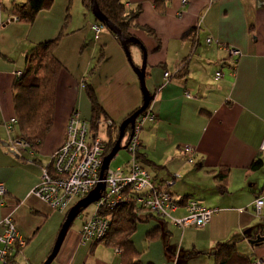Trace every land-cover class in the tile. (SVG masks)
<instances>
[{
  "label": "crops",
  "instance_id": "obj_1",
  "mask_svg": "<svg viewBox=\"0 0 264 264\" xmlns=\"http://www.w3.org/2000/svg\"><path fill=\"white\" fill-rule=\"evenodd\" d=\"M182 1L122 0L127 11L139 9L127 30L135 41L128 49L133 66L145 62V85L153 97L149 113L154 118L143 123L138 135L141 165L155 183L173 182L167 190L178 205L171 218L185 217L191 200L217 211L200 228L158 220L153 225L168 240L160 246L156 242L153 252L162 255L160 264H213L216 245L236 241L240 255L264 261V243H249L264 230V208L256 215L253 207L255 198L264 195V154L259 153L264 139V0H186L185 6ZM3 4L0 0V184L6 195L0 222L11 217L26 241L13 251L15 264H44L68 212L53 210L31 192L63 142L71 114L91 118L84 84L92 87L115 125L141 107L142 94L117 37L104 29L91 38L96 22L87 16L83 25L91 31L84 28L79 37V29L71 27L55 50L63 70L52 130L36 151L10 150L9 142L19 132L16 126L12 133L5 128L16 119V73L25 70L26 56L36 44L59 35L66 18L54 17L53 4L27 23L13 17L9 2ZM231 48L241 55L230 56ZM86 53V60H80ZM184 62L187 71L179 77ZM217 72L221 77H215ZM164 73L170 74L168 80ZM184 146L196 148L193 164L186 161ZM259 159L262 168L252 171ZM220 177L225 179L223 192L217 190ZM72 224L51 264H121L120 253L105 243L81 245L82 224L78 230Z\"/></svg>",
  "mask_w": 264,
  "mask_h": 264
},
{
  "label": "built area",
  "instance_id": "obj_2",
  "mask_svg": "<svg viewBox=\"0 0 264 264\" xmlns=\"http://www.w3.org/2000/svg\"><path fill=\"white\" fill-rule=\"evenodd\" d=\"M182 5H186V0L182 1ZM91 30L98 36L103 31V26L93 24ZM206 41L208 44L211 43L210 38ZM228 52L235 58L241 55L238 50L232 48L228 49ZM16 76L20 77L21 72H17ZM169 77V73H164L166 80ZM216 77L219 78L220 74ZM147 118L153 119V115L148 113L136 120L133 134L127 140L126 150L130 154L127 164L114 170L108 168L101 174L106 157L105 143L91 130L90 120L83 119L78 112H74L67 122L63 142L51 155L49 164L43 167L41 179L31 194L60 213L65 212L76 199L79 201L85 198L100 186L99 198L94 203L96 209L81 226V245L102 242L112 225L114 213L127 201L134 203L137 217L152 214L161 219L171 220L174 226L182 229L204 227L217 212L203 207L196 201H189L185 217L171 218L170 213L177 206L167 189L173 182L168 181L163 185L155 183L137 162L139 148L137 136ZM15 123V119L5 123L8 133L12 132ZM104 123L98 122L97 128L100 125L105 128L111 126V121ZM8 148L14 152L32 150L28 142L16 139L10 140ZM195 150L193 146L183 148L188 163H193ZM259 153L264 154V139L259 147ZM5 195L6 189L0 184V206L5 204ZM253 207L255 214L259 215L264 208V195L255 198ZM0 227V242L4 245L0 250V262L5 264L13 256V251L24 247L26 241L19 234L11 217L1 220ZM253 264L264 262L254 261Z\"/></svg>",
  "mask_w": 264,
  "mask_h": 264
},
{
  "label": "trees",
  "instance_id": "obj_3",
  "mask_svg": "<svg viewBox=\"0 0 264 264\" xmlns=\"http://www.w3.org/2000/svg\"><path fill=\"white\" fill-rule=\"evenodd\" d=\"M164 1L166 2L168 0H164ZM96 2L101 13L111 23H113L116 27L120 29V31L122 32L125 38H130L127 33V30L129 29L133 21L137 18L139 14V9L127 11L124 4L122 3V0H96ZM82 3L85 6V8H87L91 12V0H82ZM52 5H53V0H27L23 4L13 6L11 13L13 14V17L16 18L18 21L31 23L39 12L50 9ZM67 18L68 15L66 16L65 22ZM96 24H100V23L96 21ZM104 29L109 31L107 28L103 26V30ZM63 32H64V26L62 27V30L60 31L59 35L56 38L36 44L33 47V49L29 52V54L26 56L25 70L22 71L20 77L16 76L17 78L14 84L16 123L13 125V128L16 126L19 132L15 139L28 142L32 149L31 150L32 152L42 147L45 138L53 128L54 110H55V90H56L59 74L63 70L62 64L55 57V50L58 48L60 40L64 35ZM131 42L132 41L127 43L128 47L132 44ZM101 56L102 54L100 55V57ZM186 71H187L186 62H184L177 71V76L181 77L185 75ZM217 74H220L221 77L220 72H217L216 75ZM84 89L91 108V118H90V123L92 126L91 130L97 133L98 128L96 124L98 122H101L102 120H104L103 122H108L110 119H108L107 116L105 115V112L101 107V105L99 104L92 87L89 84L85 83ZM149 107L138 118L140 117L142 118L148 115ZM72 114H74V112ZM146 120H153V119L147 118L144 120V122ZM116 127L117 126H115V124L111 121V126L109 128H106L108 135V141L106 142L104 141L106 146V151H105L106 156L113 148L118 138L119 127L118 128ZM114 129H117L116 131L118 133H116V135H114ZM126 131L131 132L129 128H127ZM139 148H140V141H139ZM139 148L137 150V162L139 163L140 167L143 168L140 162L141 155L139 154ZM183 148H182V152L186 158ZM188 164H193V163H188ZM262 166H263V161L260 159L256 160L255 162L252 163L251 170L258 171L262 168ZM220 181L222 183L218 186L217 190L219 192H223L225 190V179L224 178L222 179V177H220ZM163 184L164 183H162L161 185ZM168 193L170 192L168 191ZM174 202L176 203L177 206L178 205L177 202L176 201ZM135 209L136 208H134L133 202L131 201L125 202L124 205L114 213L112 225L110 226V229L106 234L104 240L100 242V243H105L107 246L111 248L120 250L121 264H142L140 260L141 255L139 251L136 249L133 241L131 240V237L134 235L135 231L137 230V226L139 223L148 221L150 218H156L157 220L160 221L167 220V219H161L152 214L151 215L146 214L143 215L141 218H139L135 213ZM115 225L117 226L115 227ZM161 231L162 229L159 226H156L155 228H153L151 231L148 232L147 236L151 238H158L159 233ZM114 232L115 234H113ZM258 234L263 236L264 230ZM113 235L114 236L119 235V236L114 237ZM255 237L253 239H255ZM93 245H96V243ZM213 257H214L213 264H253L254 262V260H251L246 256H242L237 252L236 241H227V242L218 243L216 245ZM13 259H14L13 257L9 258L5 264H15Z\"/></svg>",
  "mask_w": 264,
  "mask_h": 264
},
{
  "label": "rangeland",
  "instance_id": "obj_4",
  "mask_svg": "<svg viewBox=\"0 0 264 264\" xmlns=\"http://www.w3.org/2000/svg\"><path fill=\"white\" fill-rule=\"evenodd\" d=\"M9 2V7H13L15 5H20V1L18 0H2V3L8 4ZM3 4L4 6H7ZM53 11L55 13V16H63V18H66V16L68 15V18L66 20V22L64 23V33L70 31L71 27L75 26V28H78L79 31L77 33H79L78 35H80L79 37H83L84 33L83 30L85 28L84 32H87V30H90V26L89 25H83L84 21L87 22V16L91 18V20L93 22H96L92 13L90 12V10H88L87 8H85V6L82 3V0H53ZM73 21V25L71 26V22ZM87 29V30H86ZM10 31V30H8ZM91 31V30H90ZM104 31V30H103ZM106 31V30H105ZM81 32V33H80ZM91 38H94L95 34L91 31ZM67 41V40H66ZM63 44V43H62ZM85 49V47L83 48V50ZM74 58V61H77V55L73 54L72 56ZM87 57V53L85 54V57H80V60H83L85 58L86 60ZM96 60L93 62V64L91 65V67L89 68V72L85 75V80L88 82L91 78V74L94 71ZM104 120L101 121L102 124H105L103 122ZM117 126L116 128L119 127V125H115ZM117 129H114V135H116V133H118L116 131ZM130 131H126L125 136L122 140L121 143V147H124L126 145V142L130 136ZM98 137L101 138L103 141H108V135H107V130L105 127H102L101 125L98 127V131H97ZM139 142V139H138ZM130 155L129 153L125 150V149H121L117 155L115 156V158L110 162L109 168L111 170H114L116 168L119 167H123L124 165L127 164V162L129 161ZM78 201V199H76L69 208H71L76 202ZM69 208L66 210V213L69 211ZM96 206L93 204H91L90 206H88L86 209H84L79 216L74 220L73 224H72V229L74 230H78L82 224V222L86 219H88L95 211ZM260 215V214H259ZM157 222H159L156 218H150L148 221H144L142 223H139L137 226V230L135 231L134 235L131 237V240L133 241L136 249L139 251L140 253V260L142 262V264H154L153 262L160 264L161 262V257L160 254H155L153 251L156 247V242H158V245H162V244H166L167 243V236H165V233L163 231H161L159 233L158 238H151L148 237L147 234L149 231H151L153 228L156 227V225L153 224H157ZM167 222V220H166ZM117 225H115L116 227ZM115 234V232L113 233ZM114 236V235H113ZM117 237L119 235H116ZM114 236V237H116ZM99 244V245H98ZM96 245H98V247H102V243L97 242ZM119 253L120 250L116 249ZM99 251V250H97ZM254 261H262L259 259H256ZM264 262V261H263Z\"/></svg>",
  "mask_w": 264,
  "mask_h": 264
},
{
  "label": "water",
  "instance_id": "obj_5",
  "mask_svg": "<svg viewBox=\"0 0 264 264\" xmlns=\"http://www.w3.org/2000/svg\"><path fill=\"white\" fill-rule=\"evenodd\" d=\"M91 13L94 17V19L102 24L105 28H107L113 35L117 37L119 40L123 51L129 61V63L132 65L133 70L135 74L137 75L140 91L142 94V105L141 107L133 112L129 117H127L120 125L118 129V138L113 146V148L110 150L108 155L104 158L103 168L101 170V174L109 168L110 162L115 158L117 153L121 149H126V147H121L122 140L125 136L127 128L131 130L130 136L133 134V129L135 126L136 119L147 110L149 107L153 97L147 90V87L145 85V62L141 68L133 66L131 63V57L128 49L127 43L130 41L135 42L132 38H125L120 31L118 27H116L113 23H111L99 10V7L97 5L96 0H91ZM99 190L100 186H98L93 192H91L89 195H87L85 198L77 201V203L68 211L65 221L59 231V234L57 236L56 242L54 244V247L49 255V257L46 259L44 264H51L53 260L55 259L61 244L64 240V237L69 230L71 224L74 222V220L79 216L80 212L86 209L91 204L95 203L99 198ZM249 243L251 245H259L261 243H264V235H258L255 237V239H250Z\"/></svg>",
  "mask_w": 264,
  "mask_h": 264
}]
</instances>
